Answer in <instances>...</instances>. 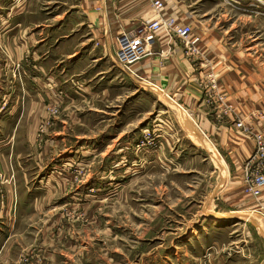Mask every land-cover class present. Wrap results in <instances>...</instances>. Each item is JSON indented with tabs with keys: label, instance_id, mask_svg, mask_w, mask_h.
<instances>
[{
	"label": "crops",
	"instance_id": "1",
	"mask_svg": "<svg viewBox=\"0 0 264 264\" xmlns=\"http://www.w3.org/2000/svg\"><path fill=\"white\" fill-rule=\"evenodd\" d=\"M163 1L165 8L158 12L152 0H0V93L4 99L0 109V236L16 222L20 211L38 207L43 188L51 194L59 185L53 181L58 175L52 168L58 150L53 154L50 149L49 159L46 155L36 159L31 149L34 147L31 137L35 114L40 113L35 109H41L45 96L56 97L61 92L67 108L91 101V107L102 109L107 98L119 104L130 88L135 93L139 91L141 79L160 85L183 104L198 119L199 127L210 136L211 144L222 158L221 169L217 167L210 172L215 181L210 201L201 205L203 217L194 223V232L179 237L176 247L190 248L199 260L217 244L219 235L226 236L228 247L239 245L232 238L239 230L235 226L243 227L244 231L245 226H249L240 236L245 244L239 246L236 256L241 260L228 258L225 264H250L246 249L247 253L251 252L253 244L258 245L257 264H264L261 227L264 226V193L258 198L245 193L243 174L254 151V135L264 131L263 71L256 66L257 60L250 58L247 49L229 47L232 44L220 36V32L213 30L206 21H200L207 14L201 13L200 8L191 10V5H186L184 0ZM198 2L194 0L193 3ZM157 17L174 18L180 24L192 25V35L201 39L199 56L188 53L180 40H171L160 33L147 45L149 56L131 65L121 63L119 38L125 33L142 30L144 22ZM16 65L19 79H12ZM258 73L263 76L260 78ZM211 79L215 80L217 91L224 92L236 107L238 119L246 130L236 126L234 117H221L215 112L208 99L216 92L211 91ZM46 82L56 88L50 92L44 90ZM133 95L131 93V97ZM135 99L138 101L137 97ZM197 102L198 108H194ZM137 103L129 102L130 109ZM195 126L191 120L184 123L191 139L189 146L196 150L193 156L197 160ZM48 137L51 148L58 146L57 134L51 132ZM115 139L112 134L109 139L97 137L67 157L75 160L76 153L85 157L95 156L97 152L98 160L104 161L107 150L116 146H111ZM108 141L111 145H107ZM166 143L164 158L173 155L179 159L170 151L172 141L169 139ZM120 147L118 154L133 157L132 142ZM167 149L168 154L164 153ZM182 153L187 156V152ZM49 165L51 172L44 173ZM95 173L90 176L98 180L90 186L100 191L102 186H107L103 182L106 180L104 168ZM44 177H48L47 184H43ZM248 213H255L253 222L240 216ZM205 223H208L207 229ZM6 256L9 252L0 250V257Z\"/></svg>",
	"mask_w": 264,
	"mask_h": 264
},
{
	"label": "rangeland",
	"instance_id": "2",
	"mask_svg": "<svg viewBox=\"0 0 264 264\" xmlns=\"http://www.w3.org/2000/svg\"><path fill=\"white\" fill-rule=\"evenodd\" d=\"M198 1L196 5L194 0H184V3L191 5V10L198 7L201 13H207L199 20L220 32V36L232 44L229 47L247 49L264 74V0ZM229 28L232 30L227 31ZM197 55L199 49L192 56ZM13 67L12 79H19V67ZM258 74L260 78L263 76ZM139 80V91L135 93L130 88L119 104L107 98L102 109L91 107V101L67 108L61 92L56 97L45 96L41 109H35L40 113L35 114L31 149L36 159L41 155L49 159L58 150L52 168L58 175L53 181L59 185L51 194L43 188L38 207L20 211L16 222L0 236V250L9 252L6 258L0 257V264H225L228 258L241 260L236 253L239 246L245 244L240 236L249 226H245V231L235 226L239 230L232 238L239 245L230 248L226 236L219 235L217 244L199 260L190 248L176 247L179 237L194 232V223L204 215L201 205L210 201L215 181L210 172L217 167L221 169V154L211 144L210 136L199 127L198 119L183 104L160 85ZM210 85L211 91H216V95L208 97L215 112L221 117H234L236 126L246 130L238 119L236 107L224 92L217 91L214 79ZM55 88L51 82L44 83V90ZM221 98L232 107L228 113L220 109ZM3 101L0 93V109ZM129 102L138 103L130 109ZM194 108H198V102ZM187 120L193 121L198 132L197 160L193 156L196 150L189 146L190 135L184 128ZM51 132L58 135V146L54 148L49 146ZM110 134L116 139L112 145L110 141L107 145L119 146L107 150L106 155L103 154L104 161L98 160L97 152L95 156L85 157L76 153L75 160L67 157L97 137L109 139ZM258 136H264V131L254 135V151L243 168L244 179L246 170L253 167ZM169 139L171 153L180 157H165L173 160L171 162L166 161L163 154ZM129 141L133 157L125 158L117 149L120 145L125 147ZM183 151L187 156H183ZM164 153L170 152L167 149ZM122 166L123 169L117 170ZM102 167L106 178L103 182L107 186H102L100 192L90 183L95 185L98 179L92 176ZM50 170L49 165L44 173ZM46 178L43 184H47ZM245 183V193L253 196L246 179ZM240 216L252 222L256 218L255 213ZM184 224L191 225L190 229ZM207 224H204L206 229ZM261 227L264 229L263 225ZM250 250L247 253L246 249L250 264H257L258 245L253 244Z\"/></svg>",
	"mask_w": 264,
	"mask_h": 264
},
{
	"label": "built area",
	"instance_id": "3",
	"mask_svg": "<svg viewBox=\"0 0 264 264\" xmlns=\"http://www.w3.org/2000/svg\"><path fill=\"white\" fill-rule=\"evenodd\" d=\"M152 5L158 12L165 8L163 0H152ZM192 30L190 25L180 24L174 18L157 17L151 21H146L143 29L139 32L125 33L119 38L120 62L127 66L149 56L150 52L147 45L160 33H164L171 40L177 38L183 43L188 53L196 55L200 39L192 35ZM223 101L224 98H221L220 109H224V112L228 113L232 107ZM239 126L242 124L239 123ZM253 159V167L246 170L245 179L249 185L248 191L258 198L264 193V136L257 137V149Z\"/></svg>",
	"mask_w": 264,
	"mask_h": 264
},
{
	"label": "bare ground",
	"instance_id": "4",
	"mask_svg": "<svg viewBox=\"0 0 264 264\" xmlns=\"http://www.w3.org/2000/svg\"><path fill=\"white\" fill-rule=\"evenodd\" d=\"M186 128V127H185ZM263 228V227H262ZM263 231H264V229H263Z\"/></svg>",
	"mask_w": 264,
	"mask_h": 264
}]
</instances>
